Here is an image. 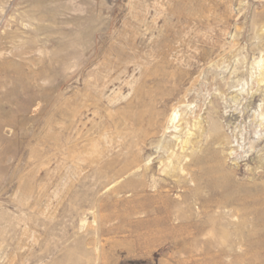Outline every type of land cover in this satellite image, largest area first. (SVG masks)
Here are the masks:
<instances>
[{
  "label": "rangeland",
  "instance_id": "374dc122",
  "mask_svg": "<svg viewBox=\"0 0 264 264\" xmlns=\"http://www.w3.org/2000/svg\"><path fill=\"white\" fill-rule=\"evenodd\" d=\"M263 78L264 0H0V264H264Z\"/></svg>",
  "mask_w": 264,
  "mask_h": 264
},
{
  "label": "bare ground",
  "instance_id": "6f19581e",
  "mask_svg": "<svg viewBox=\"0 0 264 264\" xmlns=\"http://www.w3.org/2000/svg\"><path fill=\"white\" fill-rule=\"evenodd\" d=\"M262 81H264V78L260 80V82H262ZM211 130H212V129H211ZM182 144H183L182 147H185V146H187V145H189V144H191V143H190V140H189V139H185V140L183 141ZM231 154H232V153H231Z\"/></svg>",
  "mask_w": 264,
  "mask_h": 264
}]
</instances>
